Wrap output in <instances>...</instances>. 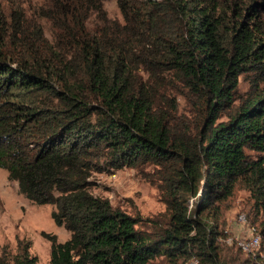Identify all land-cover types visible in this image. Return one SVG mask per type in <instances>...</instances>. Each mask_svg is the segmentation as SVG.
I'll list each match as a JSON object with an SVG mask.
<instances>
[{
  "label": "trees",
  "instance_id": "trees-1",
  "mask_svg": "<svg viewBox=\"0 0 264 264\" xmlns=\"http://www.w3.org/2000/svg\"><path fill=\"white\" fill-rule=\"evenodd\" d=\"M7 1L0 168L27 199L54 205L70 232L63 243L50 237V264H225L238 189L263 216L262 248L264 0H48L31 16L14 4L7 13ZM181 88L203 117L195 136L162 97ZM147 165L168 215L154 234L92 192L106 169Z\"/></svg>",
  "mask_w": 264,
  "mask_h": 264
},
{
  "label": "rangeland",
  "instance_id": "rangeland-1",
  "mask_svg": "<svg viewBox=\"0 0 264 264\" xmlns=\"http://www.w3.org/2000/svg\"><path fill=\"white\" fill-rule=\"evenodd\" d=\"M48 0H8L6 10L11 4L22 6L26 15L31 16L47 5ZM111 18L121 19V13L115 1L105 3ZM48 27L46 26V31ZM48 32V31H47ZM49 35V33H47ZM248 83L242 79L240 92L248 90ZM162 96L178 106V120L175 124L187 125L190 135L195 136L203 125V117L197 111L194 101L182 88L178 91H166ZM226 119L225 117L222 120ZM161 177L158 169L147 165L139 169L124 168L121 170L106 169L93 177V194L108 199L118 209L132 216L143 218L142 229L154 234L159 232L168 220L166 205L161 196ZM195 202L191 199V204ZM226 212L227 227L230 237L246 238L247 227L239 221L240 214H246L249 226L262 231V215H257L252 208V200L247 191L238 189L231 199ZM54 205L39 206L20 193L18 184L9 180L6 170L0 168V264H50L51 240L66 242L71 234L64 226H58L52 213ZM221 260L225 264H253L252 255L244 253L236 245L226 241L222 247ZM264 262V240L258 254ZM26 259V260H25ZM151 264H174L164 257L155 259ZM187 264H196L190 261ZM198 264V263H197Z\"/></svg>",
  "mask_w": 264,
  "mask_h": 264
},
{
  "label": "built area",
  "instance_id": "built-area-1",
  "mask_svg": "<svg viewBox=\"0 0 264 264\" xmlns=\"http://www.w3.org/2000/svg\"><path fill=\"white\" fill-rule=\"evenodd\" d=\"M197 198H194L196 201ZM238 221L243 227H247L246 231L248 236L246 238H233L229 237L226 242L230 245H236L244 253L252 255L256 260L262 244L261 235L257 233L256 228L249 226L246 214H240ZM263 264V263H258Z\"/></svg>",
  "mask_w": 264,
  "mask_h": 264
},
{
  "label": "crops",
  "instance_id": "crops-1",
  "mask_svg": "<svg viewBox=\"0 0 264 264\" xmlns=\"http://www.w3.org/2000/svg\"><path fill=\"white\" fill-rule=\"evenodd\" d=\"M246 233H248V232L246 231Z\"/></svg>",
  "mask_w": 264,
  "mask_h": 264
}]
</instances>
